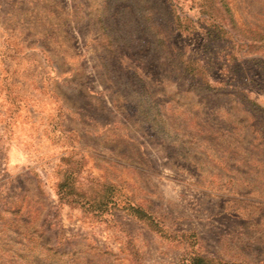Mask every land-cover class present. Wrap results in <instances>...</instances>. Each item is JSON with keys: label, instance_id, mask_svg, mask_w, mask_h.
<instances>
[{"label": "rangeland", "instance_id": "obj_1", "mask_svg": "<svg viewBox=\"0 0 264 264\" xmlns=\"http://www.w3.org/2000/svg\"><path fill=\"white\" fill-rule=\"evenodd\" d=\"M0 264H264V0H0Z\"/></svg>", "mask_w": 264, "mask_h": 264}]
</instances>
